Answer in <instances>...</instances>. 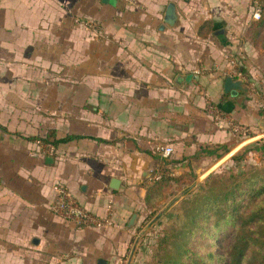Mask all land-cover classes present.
I'll list each match as a JSON object with an SVG mask.
<instances>
[{
  "label": "crops",
  "instance_id": "crops-1",
  "mask_svg": "<svg viewBox=\"0 0 264 264\" xmlns=\"http://www.w3.org/2000/svg\"><path fill=\"white\" fill-rule=\"evenodd\" d=\"M253 10V0H0V264L116 261L145 210L264 135V6ZM230 57L253 82L235 94L223 89ZM207 103L248 132L232 133ZM48 129L79 136L42 156L30 136ZM164 144L172 152L161 157ZM163 173L171 179L147 204L146 185ZM56 180L92 212L110 198L113 225L78 228L55 215Z\"/></svg>",
  "mask_w": 264,
  "mask_h": 264
},
{
  "label": "trees",
  "instance_id": "trees-1",
  "mask_svg": "<svg viewBox=\"0 0 264 264\" xmlns=\"http://www.w3.org/2000/svg\"><path fill=\"white\" fill-rule=\"evenodd\" d=\"M261 2L264 6V0ZM260 106L263 109L262 102ZM78 136L66 134L55 138L53 130L48 129L44 136L30 138L53 146L50 154L53 156L57 142ZM246 150L264 154V138L243 145L229 160H241L240 154ZM169 179L171 176L163 173L146 185L147 204ZM181 202L188 203V207L180 209L173 219L169 218L157 238L159 244H171L172 250L166 259L169 263L264 264V164L228 168L225 172L210 171L191 198ZM167 233L171 239L166 237Z\"/></svg>",
  "mask_w": 264,
  "mask_h": 264
},
{
  "label": "rangeland",
  "instance_id": "rangeland-1",
  "mask_svg": "<svg viewBox=\"0 0 264 264\" xmlns=\"http://www.w3.org/2000/svg\"><path fill=\"white\" fill-rule=\"evenodd\" d=\"M260 138H264V135L260 136ZM239 149L240 148L233 151L231 154L239 153ZM240 155L241 160H229V156H227L211 171L223 170L225 172L228 171V168H249L256 164H264V154L246 150ZM202 181L203 178L192 182V187L189 185L181 194L174 196V198H171L165 205L160 206L159 210H155L157 207L150 211L145 210L141 217H139V220L129 228L131 235L127 241V247L124 253L119 254L116 261L108 259V264H171L166 260L169 258V253H171L172 250L171 244H163V242L159 244L157 243V238H159L165 230L168 219H173L175 217L174 215H176L180 209L185 210L188 207V203L182 205L181 200L191 198V195L197 191V186L201 184ZM170 191L171 190H169L168 193ZM169 197L170 195L167 196V198ZM163 203L164 202H162V204ZM162 204L160 203V205ZM155 211L156 213H154ZM149 220L150 222L148 223ZM166 237L169 239L172 238V236H169V233H167ZM182 239L181 236V240Z\"/></svg>",
  "mask_w": 264,
  "mask_h": 264
},
{
  "label": "built area",
  "instance_id": "built-area-1",
  "mask_svg": "<svg viewBox=\"0 0 264 264\" xmlns=\"http://www.w3.org/2000/svg\"><path fill=\"white\" fill-rule=\"evenodd\" d=\"M253 3V16L258 17L260 11L262 10V4L260 0H253ZM73 21L89 30L90 35L93 38H100L104 34L103 28L95 20L86 17L74 16ZM228 74L234 78H240L244 85L249 87L253 86L252 80H250L249 77H247L244 72L240 70L237 65V61L233 57L229 58ZM262 104L264 109V99ZM207 110L215 120L224 121L232 133L244 135L248 132V126L234 120L229 115L222 113L214 104L207 103ZM36 143L38 145V150L42 154L50 155L53 151V146L51 145H47L40 140H36ZM155 149L161 157H166L172 152V147L169 144L157 145ZM51 188L53 191V198L49 203V209L55 215L71 222L75 227L100 229L113 225V209L112 200L110 198H108L105 203V212L103 214H98L92 212L88 208L84 207L83 204L79 203L63 182L56 180L52 183Z\"/></svg>",
  "mask_w": 264,
  "mask_h": 264
},
{
  "label": "water",
  "instance_id": "water-1",
  "mask_svg": "<svg viewBox=\"0 0 264 264\" xmlns=\"http://www.w3.org/2000/svg\"><path fill=\"white\" fill-rule=\"evenodd\" d=\"M104 2H113L114 0H103ZM176 14H175V10H174V5L172 2H168L166 5V9H165V13H164V17H163V22L171 25L173 24L174 20H175ZM241 70V68H240ZM178 78H180L181 76H177ZM187 77V76H186ZM223 89L224 91L229 92L230 94H235L238 90H242L243 86H242V80L240 78H233L230 75H226L224 77L223 80ZM52 157L51 156H46L45 157V161H51ZM118 184V180L116 178H110L109 181V186L112 188L117 187ZM136 213L133 212L131 214V216L129 217L128 221H127V226H130L134 223L135 218H136ZM150 222V220L148 221V223ZM147 224V223H146ZM102 259H99L97 261V264H99L100 262H102Z\"/></svg>",
  "mask_w": 264,
  "mask_h": 264
}]
</instances>
